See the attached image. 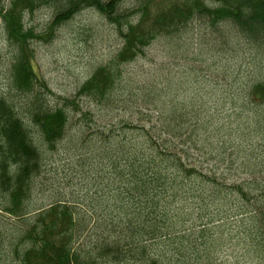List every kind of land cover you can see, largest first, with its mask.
Instances as JSON below:
<instances>
[{"label":"rangeland","instance_id":"rangeland-1","mask_svg":"<svg viewBox=\"0 0 264 264\" xmlns=\"http://www.w3.org/2000/svg\"><path fill=\"white\" fill-rule=\"evenodd\" d=\"M189 1H155L149 20ZM201 1L218 7L224 0ZM10 2L3 0L7 6ZM137 6L136 0H126L120 11L128 13ZM58 11L56 4H49L24 13L25 28L41 36L28 45L41 82L28 94L14 88L18 49L7 42L0 23V98L11 101L29 123L33 105L51 111L64 108L70 120L67 136L55 151H48L36 138L44 163L33 180L27 203L30 214L16 218L0 210V264H19L20 254L29 246L21 242L24 233L40 212L58 203L72 207L80 224L76 229L84 231L74 246L83 251L82 260L112 264L98 258L95 245L105 230L117 225L114 217L128 205L117 196L120 180L101 154L111 149L106 142L112 131L122 135L121 141L129 133L121 131L125 126H152L157 115L150 113L158 107L167 118L175 106L178 117L189 120L178 132L184 140L190 133L196 136L191 154L198 168L225 184L242 185L264 208V101L252 91L264 83V45L246 42L230 22L212 26L196 17L177 32L161 34L143 55L122 63L117 56L124 40L104 16L84 9L53 30ZM101 68L113 77L105 98L97 103L79 97ZM30 130L39 135L32 124ZM232 229L237 231L234 224ZM241 242L235 239L226 249L224 264H264V241L263 250L255 252L238 245ZM120 264L134 263L127 259Z\"/></svg>","mask_w":264,"mask_h":264},{"label":"trees","instance_id":"trees-1","mask_svg":"<svg viewBox=\"0 0 264 264\" xmlns=\"http://www.w3.org/2000/svg\"><path fill=\"white\" fill-rule=\"evenodd\" d=\"M124 1L11 0L7 6L0 0V23L7 42L18 49L13 66L14 88L28 94L41 84L31 62L33 53L28 50L30 41L41 36L25 28L24 13L49 4L59 9L53 30L84 9H94L104 16L124 40L117 56L122 63L143 55L161 34L177 32L196 17L208 20L212 26L230 22L246 42L264 45V0H224L218 7L190 0L152 20L149 8L158 0H136L137 8L128 13L120 11ZM133 17L137 18L135 23ZM112 78L106 68L99 69L78 96L100 102L113 85ZM252 91L264 101V83L256 84ZM173 108L167 118L159 107L151 112V117L157 115V121L149 117L150 127H123L121 131L129 133H124L121 141L119 133L112 131L107 136L106 144L111 149L103 151L101 159L109 161L120 180L117 196L124 197L128 207L114 217L117 225L104 231L95 245V254L112 264L127 259L134 264H224L223 255L235 239L242 241L238 245L252 247L253 252L263 250L264 208L242 185L225 184L198 168L191 154L196 136L190 133L183 139L178 127L189 120H184L185 115L178 117ZM69 121L64 108L51 111L33 105L29 123L11 101L0 98L2 212L16 218L30 214L27 203L33 180L40 176L44 163L36 138L48 151H55L67 136ZM31 124L38 136L30 130ZM167 126L172 128L165 136ZM77 221L72 207L64 203L40 212L21 239L29 246L20 254L19 264H89L82 260L83 251L74 248L84 232L76 229L80 227ZM233 224L237 231L232 229Z\"/></svg>","mask_w":264,"mask_h":264}]
</instances>
